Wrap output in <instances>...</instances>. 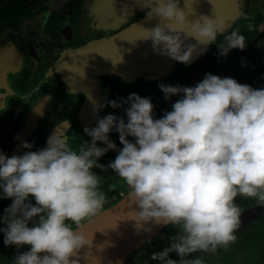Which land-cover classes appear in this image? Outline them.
<instances>
[{"label":"clouds","instance_id":"1","mask_svg":"<svg viewBox=\"0 0 264 264\" xmlns=\"http://www.w3.org/2000/svg\"><path fill=\"white\" fill-rule=\"evenodd\" d=\"M149 4L147 18L159 17L160 23L146 29L143 40H150L156 53L185 65L203 46L216 44L217 36L228 28L222 18L202 15L190 21L179 0ZM253 27L247 25L249 31ZM224 37L217 44L222 56L246 47L239 29ZM190 38L197 43L185 44ZM159 87L166 99L183 94L160 119L154 118L150 98L133 93L122 103L108 101L113 108L129 105L127 122L112 114L101 118L97 111V126L84 129L91 142L78 149L55 130L45 148L11 157L0 151L2 198L13 201L3 216L6 227L0 230L5 245L29 246L13 258L14 264H81L82 250L93 247L83 223H91L106 202L93 169H111L127 185L136 205L128 220L135 221L138 233H150L152 228L145 227L150 223L178 229L170 246L152 254L153 260L204 264L202 255L187 257L235 242L242 215L237 196L264 205V89L210 73L194 87L163 83ZM113 130L123 148L108 165L98 163L116 149L109 138ZM23 147L32 145L24 142ZM172 252L181 259H171Z\"/></svg>","mask_w":264,"mask_h":264},{"label":"flooded vegetation","instance_id":"2","mask_svg":"<svg viewBox=\"0 0 264 264\" xmlns=\"http://www.w3.org/2000/svg\"><path fill=\"white\" fill-rule=\"evenodd\" d=\"M218 5L219 0H189L187 5L179 0L192 22L202 15L215 19ZM147 6L149 0H0V89L5 98L0 151L11 157L45 148L55 130L78 149L91 142L84 129L97 126V111L101 118L112 114L127 122L129 105L113 108L108 101L122 103L133 93L150 98L154 118L160 119L183 95L166 99L161 83L194 87L210 73L251 87L261 83L258 89H264V39H258L264 32V0H237L234 9L238 10L229 17L223 35L217 36L216 44L198 50L190 65L156 53L152 42L143 40L146 29L160 23L159 17L147 18ZM234 29L246 37V47L222 56L217 44ZM196 43L195 38L185 41ZM109 138L116 149L99 159L104 165L123 148L118 132L111 131ZM128 139L135 142L134 137ZM24 142L32 147L25 149ZM97 144L106 147L103 142ZM93 172L99 175L106 195L101 212L129 194L111 169ZM2 192L0 229L6 227L3 216L13 202L2 198ZM235 203L241 210L259 208L261 219L227 248L203 257L204 264H264V205L243 196H237ZM177 233L178 229L166 225L122 264H161L152 254ZM4 239L0 230V264H14L19 252L29 250L28 245L19 249L5 245Z\"/></svg>","mask_w":264,"mask_h":264},{"label":"water","instance_id":"3","mask_svg":"<svg viewBox=\"0 0 264 264\" xmlns=\"http://www.w3.org/2000/svg\"><path fill=\"white\" fill-rule=\"evenodd\" d=\"M236 2L237 0H219V5L216 7L214 14L215 19L222 18L227 23L232 13L238 10V8L234 9ZM258 39H264V32L259 35ZM4 104L5 98L0 89V116L3 112ZM134 208H136V205L130 195L127 194L119 202L100 212L91 223H83V232L88 238H93V247L87 249L86 246L82 250L81 264H122L137 249L166 226L150 223L145 225V227L152 228L150 233L145 231L138 233L134 227L135 221L128 220L130 218L129 213ZM241 213V224L236 232L237 238L240 234L251 229L261 219V212L257 207L243 209ZM170 243L171 241H167L161 244L154 253L163 251L170 246ZM100 245H104V248L101 249ZM192 254H196V257L202 255L203 258L209 253L201 254L196 252ZM169 257L174 260L181 259L176 252L170 253Z\"/></svg>","mask_w":264,"mask_h":264},{"label":"rangeland","instance_id":"4","mask_svg":"<svg viewBox=\"0 0 264 264\" xmlns=\"http://www.w3.org/2000/svg\"><path fill=\"white\" fill-rule=\"evenodd\" d=\"M216 252V251H215ZM215 252H209V254L208 255H210V254H212V253H215ZM208 255H206V256H208ZM188 259H194V258H196V254H191L189 257H187Z\"/></svg>","mask_w":264,"mask_h":264},{"label":"built area","instance_id":"5","mask_svg":"<svg viewBox=\"0 0 264 264\" xmlns=\"http://www.w3.org/2000/svg\"><path fill=\"white\" fill-rule=\"evenodd\" d=\"M260 86H261V83H260V84L257 83V84H255V85H253L252 88H253V89H258Z\"/></svg>","mask_w":264,"mask_h":264}]
</instances>
